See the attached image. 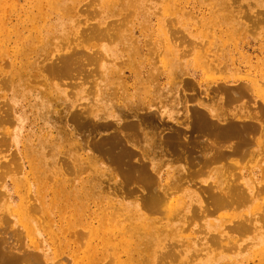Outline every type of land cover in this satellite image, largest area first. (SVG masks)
I'll list each match as a JSON object with an SVG mask.
<instances>
[{"label":"bare ground","instance_id":"obj_1","mask_svg":"<svg viewBox=\"0 0 264 264\" xmlns=\"http://www.w3.org/2000/svg\"><path fill=\"white\" fill-rule=\"evenodd\" d=\"M66 1L71 0H56L50 7L49 23L46 24L48 31L66 23L75 6L66 4ZM104 2L113 11L118 0ZM230 14L231 20L240 25L243 23L236 17L251 20L256 26L264 23L262 12ZM12 16L18 19L16 23L0 15V93L5 94L6 90L11 93L5 104L0 106V125L3 127L0 146L9 145L11 140L17 146L16 133L9 131V126L15 123L12 115L16 113L25 116L26 121L20 124L21 129L27 127L25 125L29 120L28 126L36 129L40 126L37 131H46L49 136L41 139L39 135L36 136L35 129V140L22 137L21 146H17V150L7 158L0 159V181L2 184L13 181L10 189L5 184L3 187L6 189L2 191L7 197L4 210L9 217L0 220V264H47L43 252L29 251L21 243V234L10 228V216L16 217L17 212L29 218L30 214L35 212L37 216L40 211L30 206L22 212V206L14 204L16 199L33 196L38 201L40 197H49L48 202L58 200L64 206L63 214L83 208L80 215L82 230H63L67 237L76 238L75 242L85 236L90 249L95 250L96 262L92 255L87 264H102L108 257H113V264H165L169 259H179V250L167 247H163L166 251L159 254V262H156L155 250L151 253L153 257L145 252L153 245L158 247L155 236L160 220L163 217L172 218L174 207L180 200L189 201L190 206L194 203L190 211L192 215L205 217L224 207H240L244 201L253 199V187L244 186V183L235 185L226 180L218 182L214 176L218 177L219 174L215 173L213 182H200L202 184L195 187V193L186 189L182 196H177L176 192L185 186L199 184L196 181L203 174L209 176L212 170L203 171L205 167L221 164L220 168L226 166L228 171L232 166L256 156L257 152L251 149L259 146L261 138H264V39H259L257 43L259 58L251 64L246 76L233 81L223 79L213 84L216 105L223 112L215 109L211 105L213 102L200 100L202 97L196 92V84L188 77L191 74L183 72V68L177 64L174 66V61L178 63L179 58L176 57L177 51L170 47L177 48V41L182 37L178 36L171 17L160 13L158 28L150 30L152 35L158 32L161 41L146 40L144 36L142 44L123 36L121 32H115L123 20L114 23L105 19L96 25L85 24L68 42L67 50L52 58L49 55L41 57V54H47L43 48L45 31H40L36 37H25L24 32L29 28L21 24L24 20L20 21V17L16 16V10ZM246 25L243 24V28L240 26L242 30L237 34L249 30L250 26ZM104 41L107 43L97 44V47L94 45ZM130 41L134 45L128 49ZM151 44L150 54L159 53L162 45L170 51L161 60L164 66L160 72L171 84L178 81L174 88V93L178 95L176 102L184 100V104L176 111L153 110V105L157 104L156 97L141 101V98L135 99L128 94L129 98L122 102L120 99L125 93L120 86L110 88L104 83L102 88L98 82L90 91L93 105L78 109L75 103L68 102L67 92L59 89L58 84L65 80H87L92 75L86 67L87 63L98 64L94 72L103 82L116 77L129 79L126 77L128 70L124 67L127 64L124 60L126 55L132 56L138 68L130 77L153 83L155 78L161 77L144 54L146 46ZM249 45L251 42H245L243 47L249 49ZM93 47L96 49L93 50ZM115 51L118 52L114 55ZM127 59L130 60L129 57ZM247 59L250 60V57ZM118 60L123 62L117 64ZM143 65H146V71ZM257 68L259 73L256 72ZM248 92L258 93L262 99L253 112L242 111L240 116L238 113H225L228 112L227 106L236 104ZM187 101L193 103L188 105ZM129 102L134 104L129 106ZM61 104L65 107L60 108ZM171 109L175 110V107ZM28 111L31 117H27ZM146 129L150 130V137L145 135ZM67 131L74 135L76 141H68L69 147L61 149L62 141L69 138ZM54 133L58 137H53ZM80 150H90L91 153L84 154ZM154 159L171 163L159 177L156 172L162 165L154 163ZM172 163L181 167H171ZM97 164L101 167L96 168ZM104 171L120 180L112 187L108 183L105 189L99 184L91 185L90 179L95 177L100 181L99 178L107 175ZM251 175L262 178L256 185L264 194V169L258 172L251 170ZM111 195L136 201L116 203L118 200ZM96 198L111 204L113 210L110 211L107 205L104 211H92L90 203L95 202ZM113 200L115 204L111 202ZM51 212L58 213L54 209ZM235 218L237 220L234 219L231 224H224L228 223L225 219L210 224L212 229L206 231L208 234L203 242L209 249L206 256L213 258V253L217 252L215 264H264V216ZM40 219L43 217H37L34 221L29 219V223L24 218L17 220L28 227H37L34 223L40 222ZM51 222L50 228H55V221L51 219ZM68 224L71 225L70 220ZM13 240L17 243H13ZM241 241L244 244H239ZM65 249L69 250L68 244H65ZM109 251L112 253L108 254Z\"/></svg>","mask_w":264,"mask_h":264},{"label":"rangeland","instance_id":"obj_2","mask_svg":"<svg viewBox=\"0 0 264 264\" xmlns=\"http://www.w3.org/2000/svg\"><path fill=\"white\" fill-rule=\"evenodd\" d=\"M54 3H56V0L54 2H51V0H5L4 2H0V15L1 17L16 23V20L18 19L12 16L13 11L16 10V16L18 15V17H20V21L24 20L21 24L29 28L24 32L23 36L25 37H36L40 31L44 30L45 40L43 48L45 47L44 53L47 54H41V57L43 55H49L53 58L57 54L67 50L68 42H70L71 39H74V36L80 27L85 24L96 25L98 22H104L105 19L106 21L114 23L123 20L122 24L115 28V32H121L123 36L130 37L134 41L141 42V44L144 36L146 40L153 39L155 42L161 41L162 37L159 36V33L155 32L152 35L150 30L154 31L158 28L159 21L157 18L160 13H162L163 15L172 18L174 28L178 31V36L182 37V40L177 41V48L170 47L177 51L176 57L179 58L178 63L174 61V66L177 64L178 67L183 68V72L192 75L188 77L196 84V92L202 97L200 100H203V102H208V100L209 102H213L211 105H213L215 109L219 106L216 105V100L212 91L213 84L222 82L220 80L223 79L233 81L246 76L247 70L250 68L251 64L256 63L257 58H259V54L256 50L259 47L257 43L259 39H264V23L256 26L252 24L251 20L236 17V19L243 24L250 26L249 30L237 34V32L242 30L241 27L243 28L244 26L243 24L240 25L237 24V22H233L231 20L232 14H230V12H233L234 14L239 12H241V14H251L253 12L264 13V0H118L113 11L107 7L104 0H71L65 2L70 6L75 5L72 13L68 15L66 23L62 24V26L56 27L53 31H48L46 25L49 23V20H47L49 17L48 14L50 15V7ZM115 10H119L120 12H115ZM94 11L96 12L94 13ZM171 13L173 14L170 15ZM56 21L57 20H53L55 23ZM245 42H251V45L248 46L249 49L243 47ZM106 43L107 42L104 41L94 45L97 47V44ZM133 43L132 41L129 42L127 46L128 49L134 45ZM96 47H93V50L96 49ZM105 47H111V45H105ZM151 48L152 44L146 46L144 54L146 58L151 61L153 67H156L155 70L159 71L156 72L157 75L161 77L160 79L155 78L153 83L147 81L144 82L142 78L136 81L133 77H130L138 68L136 62L133 61L132 56L126 55L124 60H126L125 62H127V64L124 65V67L126 68V71L128 70V72H126V77L129 79L116 77L112 79V81L103 82V79L98 73L94 72L98 64L87 63L86 67L91 70L92 73L87 80H65L58 84L59 89L67 92L68 102L75 103V107H78V109L88 108L93 105V94H90V91L94 90V86L96 82H98L102 88L104 83H107L110 88L120 86V90L123 89L125 93V96L120 99L122 102L129 98L128 94L133 95L135 99L141 98V101H144L142 100L144 98L149 99L156 97L155 102L157 104L153 105V110L160 109L161 111L166 112L170 109L172 112L176 111L178 110L177 107L180 108L184 104V100H181V103L176 102L178 95L177 93H174V88H176L175 86L178 84V81L173 83V87V84L168 82L167 78H165L164 73L162 71L160 72L164 66L163 63H161V60L166 57L165 54L170 51L162 45L159 53L150 54L149 49L151 50ZM116 52L118 51H115L114 55ZM105 56L107 55L105 54ZM127 57H129L130 60L127 59ZM249 57L250 60L247 59ZM130 61L131 64L128 65ZM116 62L118 64L123 61L118 60ZM142 67H144V71H146V65H143ZM256 72L259 73L258 68L256 69ZM199 83L204 86L201 87ZM206 94L209 96L208 98L206 97ZM10 95L11 93L9 90H6L5 94L0 93V106L1 104H5V101L10 98ZM133 96L131 99H133ZM180 96V99H182V93ZM260 102H262V99L259 97L258 93L255 95L253 92H248V94L236 104L227 106L228 112L225 113H238L239 116L242 111L251 113ZM192 103L193 102L187 101L188 105H191ZM133 104L134 103L131 102L128 103L129 106ZM64 107L65 105L61 104L60 108ZM173 107H175V110L171 109ZM218 110L223 111L220 108H218ZM179 111L182 110L179 109ZM29 113L30 112L28 111L27 117H31V114ZM12 118L15 123L9 126V131L16 133L15 137L17 146H21L22 137L28 140H35L37 138L33 136L36 128L34 126H28V123L30 122L29 120L25 125L27 127L21 129L20 124L26 121L25 116H19V114L16 113L15 115H12ZM37 129L40 130V126ZM37 129L35 132L36 136L39 135L41 139H46L49 136L46 131L41 132L37 131ZM2 130L3 127L0 125V132ZM149 132L150 130L146 129L144 133L146 136L150 137ZM66 133L69 138L68 140L62 141L60 144L61 149L69 147L70 142H74V140L76 141L74 135L71 136L69 131ZM53 137L56 138L58 136L54 133ZM12 141L13 140H11L9 145L0 146V159L3 157L7 158L12 152L17 150V146L13 144ZM260 141L261 144L259 146L251 149L257 152L256 156L253 155L244 162L232 166L228 171L226 166L221 169V164H213L208 166V168L205 167L203 168V171L205 170L208 172L210 169L212 170L209 176L203 174L202 177L196 181V183L199 184H191L190 187L185 186L183 189L177 190L176 192L177 196H182L186 189L195 193V187L202 184L200 182H213V173H215L219 174L218 177L217 175L214 176L217 178L218 182L222 183V180H226L235 185L244 183V186L253 187L254 196H252V200L244 201L240 207L234 209L228 207L221 208L212 215L205 217L192 215L190 211L191 208H193L192 206L194 203L190 206L189 201L180 200V203L176 208L174 207V216L172 218L163 217L160 220V225L158 226L157 234L155 236L158 238V241L155 243H158V247L156 248L154 245L151 246L145 254L149 257H153L151 253L155 250V255H157L156 262H159L161 260V258L158 257L159 254L166 251L163 247H167L168 249L179 250L178 255L180 257L179 259H169L165 264H215L218 259L217 252L213 253V255H215L213 258H208L206 255L208 254L209 249L206 244H203V242L205 243L204 238L208 234L206 231L212 229L210 228L211 223H219L221 222L219 219H225L228 223L224 224H231L234 219L237 220L235 217L243 219L245 216H264V194L261 193L256 185L258 182H261L262 178L257 176L259 173L253 177L252 175L250 176L251 170H256L258 172L264 169V138H261ZM80 152L84 154L91 153L90 150H80ZM80 152L78 151V153ZM153 161L154 163L162 165L158 168V172H156L157 177L168 169L167 165H171V163L166 162V160L154 159ZM100 164H97L96 168L101 167ZM172 164L171 167H181L180 164ZM215 168L219 169V171H213ZM88 172H90V170H88ZM103 173H107V175L99 178L100 181L94 179L95 177L90 179L91 185L94 186L99 184L101 188L105 189L108 183L109 186L112 187L115 182L120 180V178L109 176L107 171H104ZM12 182L13 181L5 182V184H8V189L12 187ZM1 184L2 182L0 181V220L3 221L9 216L4 210L7 197L6 194L2 193L6 188L5 186L3 187L5 184ZM262 184H259V186H262ZM111 197L118 200L116 203H119V201L127 203L136 201L133 198L123 199L114 195H111ZM48 200L49 197L45 196L43 198L40 197L38 201H36L33 196L23 200L16 199L14 204L19 205L20 207L22 206V212L25 208L30 206L40 210L37 216L34 212L33 215L30 214L29 218L27 215L21 216L19 212L16 213L17 216L14 218L10 216V228L21 234V243L32 253L43 252L45 255L43 259H45L47 264H87L88 258L92 255L95 263V250L90 249V245L88 246L85 236L75 242L76 238L73 236L67 237L66 232L63 230V228L70 230H72V228H78V230H82L83 225L80 221V215L82 214L83 208L77 209V211H71V214H63L65 210L64 206L60 205L58 200H52L49 202ZM111 202L115 204L114 200ZM51 205L53 207H51ZM107 205L108 203H104L98 199L95 202L90 203L92 211L96 212L104 211L105 208H107ZM108 206L109 210L112 211L113 207L110 208L111 204ZM5 208H7V206ZM51 209H54L58 213H52ZM37 217H43V219H40V222L34 223L37 227H28L24 223L21 224L20 220H17L24 218L29 223V219L34 221ZM51 219L55 221V228H50L52 225ZM158 219H160V217ZM69 220L71 221V225H67ZM64 225H66V227ZM13 243L17 242L13 240ZM65 244L69 245L68 251L65 249ZM239 244H244V242L241 241ZM195 248L197 251H195ZM109 252L108 254L112 253ZM242 252L243 254L245 253L244 251ZM97 258L100 259V257ZM188 258H190V261H188ZM109 262L113 264V257H108L105 261H102V264H108Z\"/></svg>","mask_w":264,"mask_h":264}]
</instances>
